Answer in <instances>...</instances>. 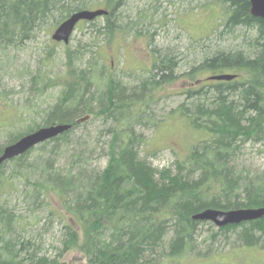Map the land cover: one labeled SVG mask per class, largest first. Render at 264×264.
I'll return each mask as SVG.
<instances>
[{
    "label": "trees",
    "instance_id": "obj_1",
    "mask_svg": "<svg viewBox=\"0 0 264 264\" xmlns=\"http://www.w3.org/2000/svg\"><path fill=\"white\" fill-rule=\"evenodd\" d=\"M130 1H101L109 13L104 16V26L94 21L89 24L97 34L93 42L84 48L67 47L60 74L50 77L40 68L33 74L29 89L35 96L54 87L60 89L57 100L44 109L42 123L31 124L26 130L16 128L25 120L21 110L13 119H0V135L6 132L7 136L0 145V155L5 145L42 126L71 125L59 136L14 158L22 166L32 151L50 147V154L65 155L62 161L66 167L52 171L51 155L48 161L44 159V171L39 170L43 166L38 167V158L30 161L33 169L27 173L15 170L8 176L0 174V264H65L61 258L72 249L84 254L85 264H179L196 249L200 226L205 223L194 219L195 213L207 208L264 206V169L251 172L236 165L241 143L264 142V18L251 14L250 0H217L223 5V17L216 29L208 31L209 35L199 42L192 40L200 46V52L188 61L198 64L182 76L195 80L197 73L209 72V79L224 71H235L237 77L231 81L213 80L208 86H192L183 92L185 100L170 116L179 115L204 137L190 144L187 154L176 159L174 165L156 168L149 157L142 156L146 138L133 127L141 121L157 125L156 117L146 116L155 92L176 77L178 52L152 47L150 41V74L131 86L114 74L104 75L105 64L95 56L99 42L111 41L121 28L116 19L131 17L126 10L121 11L122 5L129 7ZM95 4L90 0H0V105L9 106L4 83L5 72L10 69L9 50L20 49L50 22L60 24L73 12L93 9ZM135 17L130 32L139 35V26L150 18L142 9ZM237 30L240 33H235ZM145 33L151 37L149 31ZM229 33L242 37L241 42L247 46H222V39ZM88 116L107 124L100 130L101 135L109 136L99 152H105L108 158L103 168H90L88 155L69 150L71 134ZM8 162L0 166V173ZM18 175L24 177L26 185L32 184L23 191L24 199L29 198L32 206L48 205L47 193L51 191L69 216L61 230L62 245L54 256L42 253L33 238L20 241L14 237V226L20 219L2 189L5 182H13ZM230 232L249 248L264 249V216L226 225L211 236Z\"/></svg>",
    "mask_w": 264,
    "mask_h": 264
},
{
    "label": "rangeland",
    "instance_id": "obj_2",
    "mask_svg": "<svg viewBox=\"0 0 264 264\" xmlns=\"http://www.w3.org/2000/svg\"><path fill=\"white\" fill-rule=\"evenodd\" d=\"M90 1L97 3L93 8L104 7L101 2L103 0ZM139 9H142V12L146 13L150 19L139 26V35H134L130 32V22L136 20L135 16ZM122 10H126L127 15L130 14L131 17L124 16L116 19L121 25V28H117L116 36L111 41H104L103 34L99 33L102 41L99 42L95 56L97 59L100 56L102 65L105 64L103 65L104 75L114 74L116 79H120L124 85H135L138 80L148 76L152 69V51L149 48L151 42L152 47L171 48L178 52L176 56L178 67L174 72L176 77L173 82L165 83L159 91L155 92L154 102L151 103V110L146 116L156 117L158 121L156 127L151 123L144 125L142 121L133 127L134 132L146 138V148L142 151V156L149 157L156 168L172 166L176 159H182L187 154L190 144L204 137L199 131L188 127L179 119V115L170 116V114L185 100L183 92L188 88L192 86L200 88L213 83L206 79L211 74L209 72L197 73L195 80H189L182 75L193 65L198 64V62L188 61L193 54L200 52V46L192 40L199 42L202 37L210 34L208 31L211 28L216 29L223 17L224 8L217 0H131L129 7L122 5ZM97 22L104 26V17H100ZM57 25L50 22L41 31L36 32L33 39L27 40L20 49L9 50L10 69L7 73L5 72L4 77L6 101L9 106L0 105V119L8 121L15 118L17 112L23 111L24 123L15 126L21 130H26L29 125L36 122L42 123L45 116L44 109L57 100L60 90L59 87H54L40 97L35 96L29 89L33 74H36L38 68L47 72L50 77L60 74L65 67L67 47L77 49L83 46L84 48L87 43L93 42L92 38L97 37L95 30L89 27L90 25L80 24L68 45L57 43L51 38ZM147 31L150 32L151 37L149 34L146 35ZM235 33L240 31L237 30ZM235 33L225 34L222 46L234 48L244 45L246 47L247 43H242V37L234 36ZM87 55L89 56L90 53ZM106 125L101 119L91 116L71 134L70 138L73 141L69 148L70 152L82 151L84 157L88 155L87 162L90 168L93 166L103 168L108 160L104 156L105 152L99 153L102 151V146H105L106 141L109 140V136L100 134V130ZM6 141V132H2L0 145ZM77 144L79 146H76ZM49 148L45 151L41 149L32 151L23 163L20 162L22 166L16 164L19 162L15 159L10 160L0 174L8 176L15 170L27 173L33 169L29 166L30 161L34 162L38 158V167L43 166L39 170L44 171L41 168L45 167L44 164L48 161L46 158L53 152L51 148L48 152ZM237 151L236 165L239 169L251 172L264 169V142L247 141L241 143ZM52 156H54L52 171L58 166H67L62 161L65 155ZM23 179L22 175H18L13 182H5V187L2 189L9 206L15 208L20 219L14 226V237H19L20 241L24 238H33L42 253L54 256L62 245L61 230L64 222L69 220V216L63 211L55 193L51 191L47 193L48 205L32 206L31 200L24 199L23 195L25 188L32 187V184L26 185ZM34 199L40 201L36 197ZM218 229L219 227L212 222L203 223L196 238V249L182 258L179 264H261L264 261L263 248L259 246L249 248L246 242L236 238L233 232L227 235L221 233L213 238L211 234ZM61 261L65 264H85L86 258L79 250L72 249L64 253Z\"/></svg>",
    "mask_w": 264,
    "mask_h": 264
},
{
    "label": "water",
    "instance_id": "obj_3",
    "mask_svg": "<svg viewBox=\"0 0 264 264\" xmlns=\"http://www.w3.org/2000/svg\"><path fill=\"white\" fill-rule=\"evenodd\" d=\"M251 14L253 16L264 18V0H250ZM105 9L89 10L84 9L72 13L66 18L55 30L53 39L56 41H64L68 43L70 37L80 20L92 21L98 16L107 14ZM234 76L218 75L211 79L231 80ZM71 128L70 124H55L51 126L41 127L34 132L28 133L20 137L16 142L7 145L0 155V165L14 157L20 156L33 146L40 144L46 140L56 137ZM264 216V207L259 208H237L233 210L206 209L194 215L195 219L211 220L219 227L229 224H240L244 221L259 219Z\"/></svg>",
    "mask_w": 264,
    "mask_h": 264
},
{
    "label": "bare ground",
    "instance_id": "obj_4",
    "mask_svg": "<svg viewBox=\"0 0 264 264\" xmlns=\"http://www.w3.org/2000/svg\"><path fill=\"white\" fill-rule=\"evenodd\" d=\"M264 207V206H263ZM257 208H259V207H257ZM197 220H199V219H197Z\"/></svg>",
    "mask_w": 264,
    "mask_h": 264
}]
</instances>
